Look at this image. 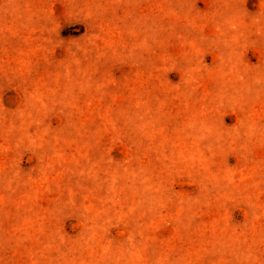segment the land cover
Here are the masks:
<instances>
[{
    "label": "rangeland",
    "instance_id": "obj_1",
    "mask_svg": "<svg viewBox=\"0 0 264 264\" xmlns=\"http://www.w3.org/2000/svg\"><path fill=\"white\" fill-rule=\"evenodd\" d=\"M0 264H264V0H0Z\"/></svg>",
    "mask_w": 264,
    "mask_h": 264
}]
</instances>
